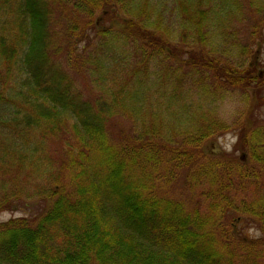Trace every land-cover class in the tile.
<instances>
[{
  "label": "trees",
  "instance_id": "1",
  "mask_svg": "<svg viewBox=\"0 0 264 264\" xmlns=\"http://www.w3.org/2000/svg\"><path fill=\"white\" fill-rule=\"evenodd\" d=\"M263 30L264 0H0V213L41 205L0 221V264H264V166L202 146L264 84ZM239 130L263 162L264 127Z\"/></svg>",
  "mask_w": 264,
  "mask_h": 264
},
{
  "label": "rangeland",
  "instance_id": "2",
  "mask_svg": "<svg viewBox=\"0 0 264 264\" xmlns=\"http://www.w3.org/2000/svg\"><path fill=\"white\" fill-rule=\"evenodd\" d=\"M253 50L256 51V47H254ZM258 54L259 57H257V61L260 67L259 65H257V62L256 64H254V60H256L255 57L252 61V67H256L255 69L264 70V32L262 34L261 51ZM244 95H249L248 100H245ZM220 115L224 120L227 121V124L232 127V129L219 135L214 140H208L203 143L202 146L208 151L207 153H210L212 151L213 153L215 152L214 154H209L208 156L210 158H214L217 157L216 155H224V157L227 156L228 158L235 159L236 161L240 160L241 158L247 159V163L250 166H253V168L256 167L257 172H259L264 166V161H257L256 159H254V156L250 154V152H246V149L239 141V135L241 133V130H239V126H241L242 124H246V126H248L249 135H251L253 131L258 130L260 127H264V84L256 88L251 87L250 89H247V91L237 90L236 92H234V94H232V97L227 98L221 105ZM121 128H123V130H127L129 129V126L127 125V123L125 124V122L120 119L114 120V140L118 142L123 140L120 136ZM232 159H229L231 160L230 163L232 164V166H236L237 164L233 162L235 160ZM257 172L255 171L254 173ZM176 177H178L176 179L177 183H175V180L172 181L170 186H168V188L170 187V189L168 190V194L179 200L191 202V206H197V203L194 200L200 201L198 197H200L199 195H201L202 189L206 188L207 182L203 181L202 184H199L196 188H194V184L191 185L189 183L190 179H188V177L185 178V176L183 177V175H179V173H177ZM229 179H231V177H229ZM231 181H233V183H231ZM231 181L229 182V180L224 179L223 177L220 178L218 182L216 180L215 186L219 187L218 183H223L224 185H228V188H235L229 193V195L231 197L235 196L237 200L243 197L246 198V196H250L252 194L250 188L243 191H236L239 181L237 178H233L231 179ZM192 193H195L196 195H198V197H192ZM40 209L41 205L37 206L35 204L28 203L26 206H21L17 210L4 211L0 213V221H7L10 218H18L22 216H32ZM226 214L227 212L223 217L220 218V220L224 226H227L228 224V228L231 229L232 226L230 225L229 219L231 220L232 217H226ZM233 230H235L236 234L245 236L247 238H256L261 235L256 225L253 224L250 219L244 216L235 223Z\"/></svg>",
  "mask_w": 264,
  "mask_h": 264
}]
</instances>
